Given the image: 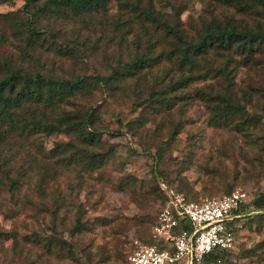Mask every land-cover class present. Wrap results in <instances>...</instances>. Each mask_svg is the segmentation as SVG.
Listing matches in <instances>:
<instances>
[{"label":"rangeland","instance_id":"1","mask_svg":"<svg viewBox=\"0 0 264 264\" xmlns=\"http://www.w3.org/2000/svg\"><path fill=\"white\" fill-rule=\"evenodd\" d=\"M28 20L48 33L28 34ZM218 24L264 29V5L102 0L75 12L0 0V77L8 64L81 83L21 103L18 124L86 119L68 134L0 126V264H126L134 240L153 242L162 182L193 200L246 191L239 243L222 264H264V207L252 204L264 193V43L192 52Z\"/></svg>","mask_w":264,"mask_h":264},{"label":"built area","instance_id":"2","mask_svg":"<svg viewBox=\"0 0 264 264\" xmlns=\"http://www.w3.org/2000/svg\"><path fill=\"white\" fill-rule=\"evenodd\" d=\"M166 201L152 226L154 243L134 240L126 264H206V258L237 247L236 221L249 195L241 188L200 200L160 183ZM216 256L210 264H222Z\"/></svg>","mask_w":264,"mask_h":264},{"label":"trees","instance_id":"3","mask_svg":"<svg viewBox=\"0 0 264 264\" xmlns=\"http://www.w3.org/2000/svg\"><path fill=\"white\" fill-rule=\"evenodd\" d=\"M24 1L25 5L31 6L35 10H42L46 5H48L49 2H52L58 7L65 5L75 12L88 10L94 5L100 4L102 2V0H46L40 6L34 2L35 0ZM260 1L264 5V0ZM32 12V14H34V11ZM144 13L150 17L149 9H145ZM161 28L165 33H175V35L182 39L180 30H178L176 26H172L164 22L161 25ZM27 31L30 35L48 33L41 28L33 27L31 20L27 21ZM49 35L54 37V34L52 33H49ZM215 42L217 43V48L223 50H230L236 46L239 53H244L247 51L248 54H252L255 52V47L253 46L255 42L258 43L257 49H260V45L264 43V29L258 28L257 30L253 31L251 29L240 30L234 26H221L218 24L215 30L211 31L204 39L195 43L190 48V50L198 54L207 53L208 49H210ZM188 51L189 48L184 50V60L186 59V55H188ZM145 59V56L136 57L131 62L126 63L125 68L130 71L134 68L142 67ZM4 65L6 67L7 74L3 77H0V126L6 128V134L10 135L15 131L23 133L27 130L26 128L29 129V133L41 131L43 129L44 131L46 129H50L51 131L68 134L70 132H78L80 131L81 127L85 126V118L76 120L72 118L73 116L71 114H65L56 122H44L42 120L34 121V127L28 126V124H18L16 109L18 107L20 108L21 103L31 100L52 101L55 95L62 94L63 92H74L76 89H78L81 83L74 79H52L44 76L42 73H28L22 68H11L8 64ZM95 78L96 80H101L99 77ZM21 82H23L22 85ZM91 111L92 109H87L85 114L89 115ZM30 127H32L33 130H30ZM1 134L2 133L0 132V135ZM14 183L15 181H12V184ZM168 187L173 188L171 186ZM162 192L164 193L163 190ZM164 197L166 201L165 194ZM252 204L253 206L264 207V193H258L255 195L252 199ZM244 207L242 208V211ZM151 243H154V239ZM228 253L229 252L223 251L217 254H212L208 256L206 260L213 261L216 256H220L222 260H224Z\"/></svg>","mask_w":264,"mask_h":264},{"label":"water","instance_id":"4","mask_svg":"<svg viewBox=\"0 0 264 264\" xmlns=\"http://www.w3.org/2000/svg\"><path fill=\"white\" fill-rule=\"evenodd\" d=\"M244 214H246V213L243 212V216H244Z\"/></svg>","mask_w":264,"mask_h":264}]
</instances>
